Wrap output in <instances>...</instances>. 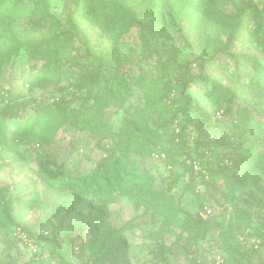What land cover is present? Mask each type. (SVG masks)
I'll return each instance as SVG.
<instances>
[{
  "label": "rangeland",
  "instance_id": "obj_1",
  "mask_svg": "<svg viewBox=\"0 0 264 264\" xmlns=\"http://www.w3.org/2000/svg\"><path fill=\"white\" fill-rule=\"evenodd\" d=\"M22 1L31 2L34 10L0 25V80L11 93L34 100L33 104L41 107L68 99L69 120L51 136L49 143L11 145L5 151L8 157L0 165V189L4 204L10 205L6 215H0V264H154L150 250L155 241L148 234L161 227H165L164 239L168 244L179 242L187 246L176 251L172 264H264V242L255 227H247L264 223V25H259L261 17L256 14L247 17L243 34L234 41L231 51L210 59L206 47L207 38L227 39L236 7L249 0H152L141 7L152 9L141 15L147 25L144 33L137 25L124 30L118 27L117 39L96 22L100 17L94 6L96 0ZM253 1L259 8L264 6V0ZM125 2L135 11L141 9L137 0ZM114 16H107L108 24H113ZM62 31L70 33L72 41L71 61L64 60L63 76H38L32 79L31 86L23 85L33 65H38L40 60L29 57L20 44L41 42ZM146 45L151 52L149 58L145 56ZM172 57L180 63H191L190 93L201 108L209 105V112L217 108L211 98L214 80L235 92V95L224 92L219 104L225 109V116L221 118L222 138L226 137L228 144L223 150L225 154L233 151L239 160L237 147L252 146L260 155L251 153L247 157L241 176L228 172L227 182H213L204 193L202 188L197 192L191 190L188 176L182 177L184 167L179 163L171 166L163 153L141 160L134 155L135 167H125L122 176L134 169L139 177L136 184L123 183L124 189L116 185L111 192L105 185L83 184L82 179L94 171L104 156L99 142L108 138L110 144L119 145L127 132V123L144 107L145 99L143 92L135 89L124 100L105 105L104 90L78 85V70L95 67L98 58H102L109 70L110 64L120 59L129 75L145 74L155 80L160 76L159 60ZM67 69L74 70L69 77ZM202 71L206 78L200 75ZM239 108L247 109L260 126L258 136L252 138L249 128L241 143L232 129L233 124H244ZM27 112L32 110L28 108ZM98 115L104 120L101 127L106 130L89 125V120ZM154 120L152 117L151 122ZM191 129L193 135L195 132ZM42 158L64 163L69 177H49L40 165ZM173 182L177 183L172 193L176 199L185 200L190 210L199 211L200 215L206 208L212 210L213 214L207 218L218 225L204 237L188 240L181 226L168 222L164 207L153 205ZM237 184H242V188H235ZM75 185L79 189L72 187ZM182 220L179 216V222ZM230 221H233L232 227ZM20 229L32 243L22 237ZM233 229L249 235L239 239L244 247L255 252L243 256L235 251V241L228 243ZM116 230L120 231L118 236L114 235Z\"/></svg>",
  "mask_w": 264,
  "mask_h": 264
},
{
  "label": "trees",
  "instance_id": "obj_2",
  "mask_svg": "<svg viewBox=\"0 0 264 264\" xmlns=\"http://www.w3.org/2000/svg\"><path fill=\"white\" fill-rule=\"evenodd\" d=\"M137 1H139L138 7L141 8L152 0ZM2 6H4L3 10H1ZM94 6L100 13L96 22L103 25L108 33L116 39L119 36L118 27L124 30L137 25L144 33L147 25L142 22L141 15H146L152 10L147 6V9L141 8L139 11H135L126 4L125 0H96ZM34 8L28 1L0 0V25H5L13 17L26 16ZM112 14L115 15L114 22L110 25L107 16ZM251 14L260 16L259 25L260 27L264 25V6L259 8L253 0L240 2L236 7V13L231 17L227 39L224 40L221 37L206 39L207 53L211 55L210 59H213L216 54H225L235 47L234 41L242 36L246 19ZM46 39L40 40L41 42L33 41L20 44L29 53V57L40 60L38 65H33L30 76L25 78L23 85L31 86L32 79L38 76L62 77L64 60L71 61L70 33L67 31L56 32ZM145 41L147 43L146 38ZM145 49V56L151 57L149 46L146 45ZM97 60L95 67L78 70L80 74L77 82L81 88L104 90L105 105H112L119 100H124L131 96L135 89H139L144 94L145 105L127 123V132L118 143L119 145L110 144L108 138L99 142L104 156L94 171L82 179L83 184L87 186L92 183L105 185L111 192L116 185H119L120 189H124L122 188L123 183L136 184L139 177L134 169H129V172L122 176L125 167L128 168L129 165L135 167L136 158H133L134 155L140 157L141 160L154 154L163 153L166 155L168 164L176 167V163H179L184 167L182 177L188 176V186L191 190L197 192L198 186L202 184L201 191L204 193L205 189L213 182L221 180L227 182L228 172H231L233 176H241L247 166V157H250L251 153H254L255 156L260 155V152L252 146L237 147L239 148V160L236 159L237 156L233 151L225 154L223 150L228 144H226L227 138H222L224 122L215 116L219 110H223L225 116V109L219 107L224 92L231 95H235V92H231L230 88L222 85L220 81L214 80L211 98L217 108L213 112H209V105L206 109L201 108L198 100L190 93L193 79L191 63H180L174 57L159 60L160 76L151 80L145 74L129 75L123 66V60L119 59L111 63L109 70L105 68L106 64L102 58ZM1 71L0 63V74ZM73 72L74 70L67 69L66 75L69 77ZM200 75L206 78L203 71ZM33 103H35L34 100L21 98L18 94L11 93L10 89H6L0 80V135H2L0 136V165L5 164L6 157H8L5 151L9 146H19L30 142L49 143L51 136L69 120L67 106L70 101L68 99H62L55 105L45 107ZM28 108L32 110L31 113L27 112ZM237 111L244 119V124H233V135L240 140V143L246 137L249 128L252 138L258 136L260 126L249 116V111L242 108ZM152 117H155L153 122H151ZM103 122L104 120L98 115L88 123L91 127H100L101 130H106L101 127ZM191 128L195 132L193 135L190 132ZM212 134L213 138H211ZM194 162L200 165V171L195 170ZM40 165L45 173L53 179H67L70 175L64 168L65 164L58 163L54 159L45 161L42 158ZM116 182L117 184H115ZM176 183L173 182L168 189L162 191L153 205L164 207L168 222L181 226L182 230L186 231L188 240L204 237L218 225V222L211 220L210 217L203 218L199 211L190 210L186 206L188 203L182 198L176 199L175 194L172 193L173 185ZM72 187L79 189L77 185ZM236 187L242 188V184H237ZM93 193L97 194L95 190ZM144 196H147V192ZM9 205L10 203L4 204V197L0 189V215H6ZM179 216H182V222H179ZM232 225L233 221H230V227ZM247 227H255V231L260 234L258 237L264 242V223ZM165 231V227H161L157 232L148 234V237L155 241V246L150 250L154 264H172L171 258L176 254V251L187 248L186 245H180L179 242L168 244L164 239ZM119 233L120 231L116 230L114 235L118 236ZM240 234L233 229L232 238L228 243L235 241V251L243 256L251 255L255 250L244 247L243 242L239 239L240 236L247 238L249 235L243 231H240ZM177 246L178 248H176ZM99 251H102L101 247Z\"/></svg>",
  "mask_w": 264,
  "mask_h": 264
},
{
  "label": "built area",
  "instance_id": "obj_3",
  "mask_svg": "<svg viewBox=\"0 0 264 264\" xmlns=\"http://www.w3.org/2000/svg\"><path fill=\"white\" fill-rule=\"evenodd\" d=\"M215 117H216L217 119L222 118V117H223V111H222V110L217 111ZM177 130H178V129H177ZM211 138H213V134L211 135ZM194 168H195L196 171H200V170H201V167H200V165H199L197 162H194ZM201 188H202V185H201V186H198V190H200ZM211 213H212V210L206 208V209L204 210V213H202L201 215H202L203 218H207ZM19 233L22 234V237H23L26 241L32 243L30 237H29L25 232H22L21 229L19 230Z\"/></svg>",
  "mask_w": 264,
  "mask_h": 264
}]
</instances>
